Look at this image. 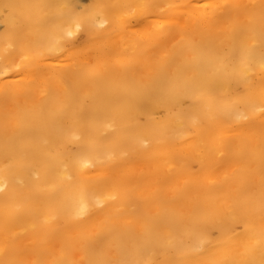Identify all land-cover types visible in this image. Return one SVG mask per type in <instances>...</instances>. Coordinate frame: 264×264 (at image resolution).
Returning <instances> with one entry per match:
<instances>
[{
  "label": "bare ground",
  "instance_id": "1",
  "mask_svg": "<svg viewBox=\"0 0 264 264\" xmlns=\"http://www.w3.org/2000/svg\"><path fill=\"white\" fill-rule=\"evenodd\" d=\"M90 1L0 0V264H264V0Z\"/></svg>",
  "mask_w": 264,
  "mask_h": 264
},
{
  "label": "rangeland",
  "instance_id": "2",
  "mask_svg": "<svg viewBox=\"0 0 264 264\" xmlns=\"http://www.w3.org/2000/svg\"><path fill=\"white\" fill-rule=\"evenodd\" d=\"M75 1V9L80 12L86 9L88 6H90L91 1L90 0H74ZM78 8H77V6ZM80 7V8H79ZM5 31L4 25L0 23V36Z\"/></svg>",
  "mask_w": 264,
  "mask_h": 264
}]
</instances>
